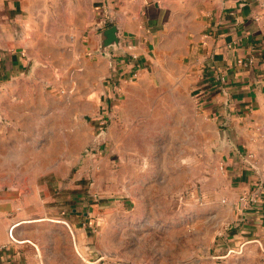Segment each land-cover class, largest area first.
<instances>
[{
  "label": "crops",
  "instance_id": "0c3cea01",
  "mask_svg": "<svg viewBox=\"0 0 264 264\" xmlns=\"http://www.w3.org/2000/svg\"><path fill=\"white\" fill-rule=\"evenodd\" d=\"M103 19L120 30L110 58L97 53ZM263 25L258 0H0V161H28L32 178L29 190H0V264H83L80 249L110 255L108 215L85 210L72 190L82 176L57 165L37 177L44 161H124L136 150L131 122L155 117L145 99H167L172 117L192 120L195 161L203 116L212 133L231 131L232 142H213L242 192L229 234L240 247L264 243ZM249 56L250 65L236 63ZM99 118L108 124L97 139Z\"/></svg>",
  "mask_w": 264,
  "mask_h": 264
},
{
  "label": "rangeland",
  "instance_id": "374dc122",
  "mask_svg": "<svg viewBox=\"0 0 264 264\" xmlns=\"http://www.w3.org/2000/svg\"><path fill=\"white\" fill-rule=\"evenodd\" d=\"M100 25L101 30L110 26L105 21ZM143 104L145 111L155 110V117H145L143 128L139 119L131 122L127 140L136 150L126 153L124 161L100 163L99 169L89 161L42 163L38 180H46L43 175L53 173L57 165L62 174L81 175L72 188L80 192L81 206L98 217H104L103 212L108 215L110 255L89 257L80 249L81 263L264 264V243L250 241L240 247L229 234L231 207L242 201V192L235 195L237 190L222 174L216 159L222 150L213 142L234 137L217 133L227 128L212 133L210 121L203 116V161H195L201 157L198 149H190L199 144L192 120L172 117V104L167 99L160 103L145 99ZM107 124L99 118L97 139ZM98 145L95 142L89 148ZM27 162L0 161V190L31 189ZM260 166L264 169V161ZM48 185L52 190L55 183L51 179Z\"/></svg>",
  "mask_w": 264,
  "mask_h": 264
},
{
  "label": "water",
  "instance_id": "95a60500",
  "mask_svg": "<svg viewBox=\"0 0 264 264\" xmlns=\"http://www.w3.org/2000/svg\"><path fill=\"white\" fill-rule=\"evenodd\" d=\"M98 51L97 53L104 57H111V50H117L120 49V30L119 27L116 24H112L109 27L102 29L98 33ZM219 135H230L233 136L231 131L229 129H224L217 132ZM229 142H232L234 138H230Z\"/></svg>",
  "mask_w": 264,
  "mask_h": 264
},
{
  "label": "built area",
  "instance_id": "2783aa9c",
  "mask_svg": "<svg viewBox=\"0 0 264 264\" xmlns=\"http://www.w3.org/2000/svg\"><path fill=\"white\" fill-rule=\"evenodd\" d=\"M258 2H259V5H260V7H262V8H264V0H258ZM254 19L255 20H258L259 19V16H255L254 17ZM104 19L103 20H99L98 21V23L99 24H102V23H104ZM263 29H264V25H263ZM228 47H232V44H228L227 45ZM253 62V58H252V56H249V57H246V58H238V59H236V63L238 64V65H241V66H248V65H250L251 63ZM133 76H136V74H134ZM220 79H221V81H225V78L223 77V76H221L220 77ZM201 94H204L203 92H201V93H197V96H201ZM199 100V99H198ZM200 101V100H199ZM103 120V119H102ZM100 135V134H99ZM251 156V155H250ZM11 229H12V227H10L9 228V233L11 232ZM9 237L11 238V239H14L11 235H9Z\"/></svg>",
  "mask_w": 264,
  "mask_h": 264
}]
</instances>
